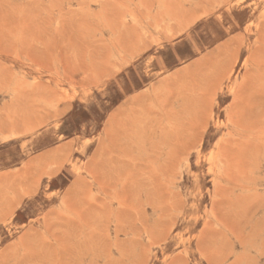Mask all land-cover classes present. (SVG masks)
I'll return each instance as SVG.
<instances>
[{"label":"rangeland","instance_id":"1","mask_svg":"<svg viewBox=\"0 0 264 264\" xmlns=\"http://www.w3.org/2000/svg\"><path fill=\"white\" fill-rule=\"evenodd\" d=\"M0 264H264V0H0Z\"/></svg>","mask_w":264,"mask_h":264},{"label":"bare ground","instance_id":"2","mask_svg":"<svg viewBox=\"0 0 264 264\" xmlns=\"http://www.w3.org/2000/svg\"><path fill=\"white\" fill-rule=\"evenodd\" d=\"M151 63V62H150ZM156 63V62H155ZM149 66V65H148ZM153 67V66H152ZM150 68V67H149ZM148 73H150V72H148ZM217 116V115H216ZM219 121V120H218ZM222 122V121H221ZM216 129V128H215ZM214 131V130H213ZM210 152H212V151H210ZM204 157V156H203ZM200 167V166H199ZM183 174V173H182ZM187 177V176H186ZM203 186H205V185H203ZM202 190V189H201ZM199 200V199H198ZM202 203V202H201ZM197 206H199V205H197ZM185 220V219H184ZM193 240V239H192ZM172 241V240H171ZM168 244V243H167ZM170 248V247H169ZM163 253V252H162ZM205 263V262H204Z\"/></svg>","mask_w":264,"mask_h":264},{"label":"snow or ice","instance_id":"3","mask_svg":"<svg viewBox=\"0 0 264 264\" xmlns=\"http://www.w3.org/2000/svg\"><path fill=\"white\" fill-rule=\"evenodd\" d=\"M28 209L27 208H25V211H27Z\"/></svg>","mask_w":264,"mask_h":264}]
</instances>
